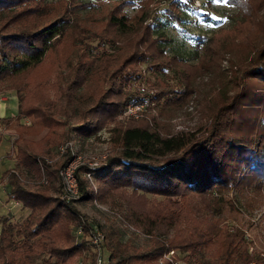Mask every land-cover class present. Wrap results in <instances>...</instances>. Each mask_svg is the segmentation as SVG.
Masks as SVG:
<instances>
[{"label":"trees","instance_id":"trees-1","mask_svg":"<svg viewBox=\"0 0 264 264\" xmlns=\"http://www.w3.org/2000/svg\"><path fill=\"white\" fill-rule=\"evenodd\" d=\"M194 1L167 2L165 24L180 23V12ZM77 2L0 0V91L12 90L17 101L16 113L0 119L17 135L13 167L1 178L5 203L27 211L19 220L0 216V264H94L86 237L92 227L103 233L110 264L157 262L168 250H178L186 264H246L253 256L247 252L250 239L221 222L234 210L225 197L229 191L264 182V0H226L236 9V23L224 54L253 55L245 63L236 56L234 91H214L202 124L175 132L147 117L114 121L126 103L139 99L123 85L141 72L158 73L150 83L155 107L183 106L194 94L195 74L203 77L222 60L214 37L199 39L197 64L186 65L163 53L145 20L154 0ZM106 3L99 28L73 13ZM125 8L134 13L127 15ZM245 33L255 37L243 42ZM103 129L112 147L91 171L94 187L84 176L89 168L79 166V198L62 200L57 172L70 150L58 148ZM92 201L114 210L148 241L122 239L114 218L91 226L76 203ZM77 228L82 236L75 235Z\"/></svg>","mask_w":264,"mask_h":264},{"label":"rangeland","instance_id":"rangeland-1","mask_svg":"<svg viewBox=\"0 0 264 264\" xmlns=\"http://www.w3.org/2000/svg\"><path fill=\"white\" fill-rule=\"evenodd\" d=\"M77 1L79 2V0ZM169 1L171 0H154L151 9L145 17L146 22L153 29V36L158 37L163 53L167 56H177L186 65H195L197 64L196 56L200 54V50L197 49L198 40L213 36V43L217 45L222 60L219 61L217 66H211L203 77L195 74L194 94L183 106L166 111L158 110L155 107L154 91L150 88V83L155 77H160V74L148 70L141 72L140 80L148 92H151L152 104L136 118L122 117L120 110L113 117L114 121L125 123L130 119L147 117L151 123L157 121L159 124H164L169 132L191 130L204 122L203 114L206 105L213 102L214 91L217 90L225 96H230L234 91L238 75V67L235 64L236 56L239 57L240 55L242 63H245L249 62L250 57L253 55L252 51L248 54H239L241 52L224 54L225 50L222 47L228 44L229 31L236 23L235 17H233L236 9L227 4L226 0H195L192 8L189 10L183 9L180 12V23L165 24L163 10ZM181 1L188 2V0ZM68 2H71V0H68ZM108 6L109 4L106 3L105 6H99L93 10L78 9L73 10V13L80 18H85V24L92 29L99 28ZM124 10L129 16L134 13L132 8H125ZM261 26L264 30V19ZM254 37L252 33H245L243 42L252 40ZM238 42L239 40L235 39V43ZM262 43H264V38H262ZM228 61L231 62V70L235 74H230ZM132 82H135V80H129L123 85L122 89L124 92H135L134 87L131 86ZM0 95L14 96V92L12 90H2ZM20 122L25 125L28 124L25 119H21ZM10 137H13V140L17 137L15 131L4 129L3 126H0V216L9 215L11 220H19L27 211L25 208H21L18 203L11 201L5 203L4 179L1 178V174L5 170L12 168L14 164L9 145ZM67 143L71 144V152L81 160L94 161L98 162V164L107 155V150L110 149L111 145L108 139V132L104 129L99 131L96 137L82 139L72 137L71 141ZM91 184L94 187L93 182ZM225 197L232 201L234 210L224 213L227 217L221 223L228 227L241 228L250 239L252 258H261L262 255L264 256V182L257 189L245 187L244 189L229 191ZM76 207L91 226H95L96 223H102L106 218H114L117 222H120V228H123L122 239H126L129 236L132 243L136 245H142L149 239V236L141 230L132 227L124 221H120L119 214L114 213V210L105 205H100L96 201H92V203H76ZM174 251L180 256L178 250ZM147 264H156V262H148Z\"/></svg>","mask_w":264,"mask_h":264},{"label":"built area","instance_id":"built-area-1","mask_svg":"<svg viewBox=\"0 0 264 264\" xmlns=\"http://www.w3.org/2000/svg\"><path fill=\"white\" fill-rule=\"evenodd\" d=\"M140 79L135 80V82L131 83V86H133L134 89L137 91V95L139 99L135 102H128L123 106L120 112V115L122 117L136 118L140 113L144 112L150 104H152L151 92H148V90L144 87L143 82ZM12 141H13V137H10L9 139L10 149H12L11 146ZM70 146L71 144L66 143L58 148V152L60 153L65 148H68L70 150L71 158L62 168L58 170L57 177L61 184L60 198L67 202H74L77 201L79 198L77 181L75 177L76 169L82 165L89 168L90 171L85 173L84 176L91 182L92 181L91 171L94 170L99 164L98 162H94V161L88 162L81 160L79 157H77L76 155H74V153L71 152ZM41 183H45V180L42 179ZM75 235L82 236V231L80 228L75 229ZM86 237L94 252V264H110L105 256L104 245H103V240H104L103 233L99 229L92 227L88 231ZM247 252L252 254L251 245L248 246ZM156 264H186V263L178 259L176 253L173 250H168L162 253V255L158 258ZM246 264H264V256L262 255L261 258H257V259L252 258Z\"/></svg>","mask_w":264,"mask_h":264},{"label":"crops","instance_id":"crops-1","mask_svg":"<svg viewBox=\"0 0 264 264\" xmlns=\"http://www.w3.org/2000/svg\"><path fill=\"white\" fill-rule=\"evenodd\" d=\"M17 101L15 96L11 95L1 96L0 95V119L11 117L16 113ZM0 126H3L0 120Z\"/></svg>","mask_w":264,"mask_h":264}]
</instances>
